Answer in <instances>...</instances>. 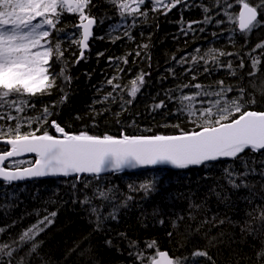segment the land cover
<instances>
[{
	"label": "trees",
	"instance_id": "16d2710c",
	"mask_svg": "<svg viewBox=\"0 0 264 264\" xmlns=\"http://www.w3.org/2000/svg\"><path fill=\"white\" fill-rule=\"evenodd\" d=\"M248 2L255 6L259 0ZM205 8L209 9L207 13ZM141 10L147 16H137L133 24V17L121 16L109 0H91L85 13L95 18L96 27L83 57L78 43L79 14L65 11L58 30L48 38L53 44L58 42L63 51L62 57H54L51 62L56 86L48 90L49 94L23 97L35 107L21 115H40L47 106L52 114L42 130L52 135V120L68 133L178 134L179 129L191 130L192 125L186 114L178 111L180 104L175 98L197 91H181L178 85L201 83L216 87L221 80L225 87L233 88L230 97L238 96V89L243 88L244 101L255 100L246 107L264 111V8H258L261 23L248 33H240L237 22H230L225 15V11L238 14L239 5L226 8L224 0L219 6L216 0H184L170 11H153L149 2ZM206 16L210 17L207 22ZM221 20L223 23H217ZM190 22L196 23L189 28ZM145 44L147 48L142 47ZM197 48L201 53L217 49L232 55L219 57V63L208 64L209 71L204 72V62L191 63ZM136 52L140 55L136 56ZM182 57H187L188 62L178 63ZM125 58L127 64L123 62ZM253 58L258 60L255 69ZM188 68L193 69L197 80H191ZM253 71L255 75L249 76ZM142 73L144 83L132 98L127 94L130 81ZM113 76L119 77L114 83H121L123 89L112 91L107 81ZM110 92L112 96L105 101ZM161 101L164 106L156 107ZM25 166L29 165L22 167ZM225 169L247 171L248 175L241 179L248 186L232 188L225 178ZM262 173L264 152L247 151L234 161L184 172L118 173L83 178L80 182L48 179L13 186L0 183V244L19 241L25 230L48 216L52 223L40 224L44 230L32 241L39 242L37 251L27 254L30 242L18 253L25 257L26 264H145L142 257L157 250L181 258L182 264H211L206 258L192 256L195 250L208 251L215 264H256L257 252L264 247V221L258 218V209L264 207ZM152 181L156 184L152 192L132 190ZM85 183L89 184L87 188ZM97 188L112 189L115 199L96 198L91 205L84 204L85 197H91ZM128 196L133 199L127 200ZM125 201L127 207L123 206ZM93 205L98 208L99 220L91 212ZM114 210L115 219L110 215ZM52 212L56 215L51 216ZM221 220L223 224L219 223ZM153 241L155 247L148 248ZM12 264H17L16 259Z\"/></svg>",
	"mask_w": 264,
	"mask_h": 264
},
{
	"label": "snow or ice",
	"instance_id": "6c2138e0",
	"mask_svg": "<svg viewBox=\"0 0 264 264\" xmlns=\"http://www.w3.org/2000/svg\"><path fill=\"white\" fill-rule=\"evenodd\" d=\"M109 2L118 7L121 16L125 14L132 16L134 24L137 16H147V12L141 10L146 3L151 2L153 11L157 9L170 11L184 3V0H109ZM216 2L219 6L220 0ZM90 3L91 0H0V121L5 122L0 123V143L10 146L0 151V179L11 183L28 177L75 176L79 182L81 174H90L98 178L102 173H121L126 169L149 166L186 169L189 166H207L208 162L220 159L235 160L246 150L253 153L264 152V111L250 110L246 107L249 103L254 104L255 100L244 101L243 88L238 89V96L230 97L233 88L225 87L223 80L216 82V87L201 83L178 85L181 91L185 88L197 90L175 98L180 104L178 111L186 114L188 122L192 125L191 130L179 129L178 134L130 136L122 132L119 136H113L93 135L87 132L68 133L52 120L50 125L58 134L52 135L48 130H42L43 125L49 123L48 117L52 114L47 106L40 115H21L26 109L35 107L34 103L23 97L49 94L48 90L56 86V76L50 72L51 62L54 57L57 60L62 57L63 51L58 42L53 44L48 38L52 36L53 31L58 30L57 25L65 11L79 13L78 27L82 28V35L78 43L83 48L88 47L91 28L95 23V18L85 13V8ZM224 4L226 8H232L234 4L240 5L238 14H229L225 11V15L230 22H238L241 32L248 33L261 23L257 19V10L264 8V0H259L255 6L248 0H233V3L224 0ZM204 11L207 13L209 9L205 8ZM208 20L210 17L206 16L205 22ZM192 23L196 22H190L189 28ZM116 39L120 37L117 36ZM142 47L147 48L148 45ZM194 52L196 55L191 57V63L196 65L204 62V72L209 71L208 64H218L219 57L232 55L217 49L201 53L197 48ZM135 55L139 56L140 52H136ZM80 56L83 57V52ZM123 62L127 64L128 60L125 58ZM186 62L187 57H182L178 61L181 64ZM257 62L258 60L253 58L254 69ZM240 66L243 67V63ZM228 67L231 68V63ZM119 71L122 73L124 70ZM186 71L192 73V81L197 80L192 68ZM144 75L142 73L130 81L131 88L127 93L130 97L135 98L140 91ZM253 75L254 71L249 73V76ZM118 79L119 77L113 76L107 81L112 85L113 92L125 87L121 83H114ZM110 96L112 92L108 93L104 100H108ZM162 106L163 101L156 105ZM174 127L179 128V125ZM23 128L28 130L22 131ZM26 154H34L35 159H16ZM21 164L29 166L20 168ZM225 173L227 183L232 188L248 186L247 182L241 179L248 175L247 171L235 173L225 169ZM84 186L87 188L89 184L85 183ZM129 187L132 188L131 185ZM155 187V181H152L142 183L138 189L132 190H142L147 194L154 191ZM96 198L111 201L115 196L112 189L105 191L97 188L91 197L86 196L82 202L91 205L92 200ZM131 199L132 196L127 197V200ZM123 206L127 207V201ZM91 212L99 220L100 213L96 206L91 207ZM50 215L55 216L56 213L52 212ZM110 215L115 219V210ZM258 218L264 221V207L258 209ZM44 221L52 223L49 217L45 216L38 224L25 230L19 241H13V244H0V264H12L13 259H16L17 264H26L25 257L19 256L18 253L23 245L34 241L35 236L44 230L39 227ZM219 223L223 224L224 221L221 220ZM155 245L156 242L153 241L147 247L154 248ZM38 247L39 242L30 243L27 254L35 253ZM192 256L206 258L211 264H215L206 250H195ZM4 257L8 259L5 260ZM142 258L145 264H182L181 258H172L160 250ZM261 262H264V247L257 252L256 264Z\"/></svg>",
	"mask_w": 264,
	"mask_h": 264
},
{
	"label": "water",
	"instance_id": "95a60500",
	"mask_svg": "<svg viewBox=\"0 0 264 264\" xmlns=\"http://www.w3.org/2000/svg\"><path fill=\"white\" fill-rule=\"evenodd\" d=\"M257 19L259 20V13H258V16H257ZM86 23V21H85ZM95 26H96V21L95 23L92 25V28H91V36L89 38V41H88V47H89V43L93 37V32H94V29H95ZM79 29H81L82 31V28L79 27ZM239 29V27H238ZM240 31V29H239ZM241 32V31H240ZM88 47L87 48H83L82 47V50H83V54L85 52H87L88 50ZM54 129V128H53ZM54 135H58L54 129ZM0 146L1 147H5V148H10V146L8 145H5L3 143H0ZM248 150H246L247 152ZM245 152V153H246ZM245 153H242L239 157H241L242 155H244ZM262 153V152H261ZM238 157V158H239ZM29 158H34V154H26L24 156H21V157H18L16 159H29ZM237 159V158H236ZM235 159V160H236ZM224 161H234V160H231V159H220L218 161H214V162H208L207 164H213V163H218V162H224ZM204 165H200V166H189L188 168L186 169H174L172 168L171 166H149V167H145V168H140V169H126L124 170L123 172L121 173H137V172H140V171H150V170H156V169H169V170H173V171H186V170H189V169H199V168H202ZM110 174H115V173H102L99 177H103V176H106V175H110ZM84 177H94L93 175H90V174H81V177H80V180ZM71 178H76L75 176H69V177H63V176H43V177H28L24 180H21V181H13L11 183L9 182H6V181H3L2 179H0V182L2 183H6V184H10V185H17V184H24V183H28V182H33V181H38V180H44V179H71ZM79 180V181H80ZM169 255V254H168Z\"/></svg>",
	"mask_w": 264,
	"mask_h": 264
},
{
	"label": "rangeland",
	"instance_id": "374dc122",
	"mask_svg": "<svg viewBox=\"0 0 264 264\" xmlns=\"http://www.w3.org/2000/svg\"><path fill=\"white\" fill-rule=\"evenodd\" d=\"M77 14H79V13H77ZM23 166V164H21L19 167H22Z\"/></svg>",
	"mask_w": 264,
	"mask_h": 264
},
{
	"label": "bare ground",
	"instance_id": "6f19581e",
	"mask_svg": "<svg viewBox=\"0 0 264 264\" xmlns=\"http://www.w3.org/2000/svg\"><path fill=\"white\" fill-rule=\"evenodd\" d=\"M256 44V43H255ZM85 54V53H84Z\"/></svg>",
	"mask_w": 264,
	"mask_h": 264
}]
</instances>
